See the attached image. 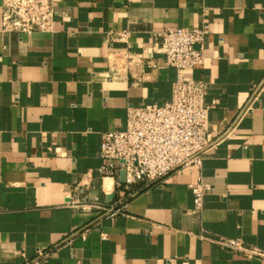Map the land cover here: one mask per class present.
<instances>
[{"label":"crops","instance_id":"crops-1","mask_svg":"<svg viewBox=\"0 0 264 264\" xmlns=\"http://www.w3.org/2000/svg\"><path fill=\"white\" fill-rule=\"evenodd\" d=\"M2 1L0 264H264L210 240L264 251V0H55L54 30L29 34L4 30ZM203 23L205 63L170 66L160 33ZM179 78L204 82L214 145L202 167L116 204L103 134L126 127L131 105L168 102ZM200 177L211 189L198 210Z\"/></svg>","mask_w":264,"mask_h":264},{"label":"built area","instance_id":"built-area-1","mask_svg":"<svg viewBox=\"0 0 264 264\" xmlns=\"http://www.w3.org/2000/svg\"><path fill=\"white\" fill-rule=\"evenodd\" d=\"M2 9L5 31L29 34L54 30L55 0H3ZM209 31L208 23L193 29L168 27L160 33L162 42L157 50L166 56L170 66L180 72H189L205 63L203 44ZM260 90L253 91L251 100L259 96ZM210 107L205 101L204 82L181 78L173 83L172 97L168 102L128 107L126 127L105 132L99 151L103 159L102 178L113 179L111 193L116 204H123L141 182L160 180L181 168L202 167L205 156L214 145L208 138L206 127ZM250 109L251 103L244 112ZM121 171L125 172L124 181L119 179ZM190 187L195 208L200 210L211 185L200 177ZM72 204L83 210H118L116 204L107 209L98 201L75 200ZM210 240L248 258H264L263 250L247 246L240 240L222 236Z\"/></svg>","mask_w":264,"mask_h":264},{"label":"bare ground","instance_id":"bare-ground-1","mask_svg":"<svg viewBox=\"0 0 264 264\" xmlns=\"http://www.w3.org/2000/svg\"><path fill=\"white\" fill-rule=\"evenodd\" d=\"M105 180L106 181H105V185H104V190L106 192H110L111 189L113 190V179L106 178Z\"/></svg>","mask_w":264,"mask_h":264},{"label":"water","instance_id":"water-1","mask_svg":"<svg viewBox=\"0 0 264 264\" xmlns=\"http://www.w3.org/2000/svg\"><path fill=\"white\" fill-rule=\"evenodd\" d=\"M119 179L121 180V181H124L125 180V172L124 171H121L120 172V176H119ZM109 198H113L114 197V194H108L107 195Z\"/></svg>","mask_w":264,"mask_h":264}]
</instances>
